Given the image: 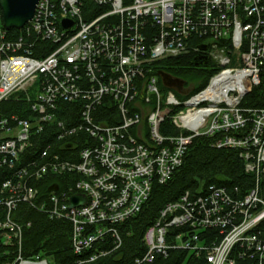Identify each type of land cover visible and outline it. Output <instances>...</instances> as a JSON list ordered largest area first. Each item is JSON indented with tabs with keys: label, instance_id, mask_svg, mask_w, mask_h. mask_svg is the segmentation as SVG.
I'll list each match as a JSON object with an SVG mask.
<instances>
[{
	"label": "built area",
	"instance_id": "built-area-1",
	"mask_svg": "<svg viewBox=\"0 0 264 264\" xmlns=\"http://www.w3.org/2000/svg\"><path fill=\"white\" fill-rule=\"evenodd\" d=\"M9 30L0 11V264H52L24 254L22 204L69 224L74 264L119 249L118 225L201 134L238 150L252 186L186 189L123 264L171 251L186 252L181 264H264V106H242L264 84V0H38ZM188 53L216 69L207 86H164L154 62ZM64 102H78L76 124L58 116ZM165 120L192 134H161ZM75 193L85 201L70 206Z\"/></svg>",
	"mask_w": 264,
	"mask_h": 264
},
{
	"label": "trees",
	"instance_id": "trees-1",
	"mask_svg": "<svg viewBox=\"0 0 264 264\" xmlns=\"http://www.w3.org/2000/svg\"><path fill=\"white\" fill-rule=\"evenodd\" d=\"M9 31L17 30L11 28ZM195 56V53H188L164 58L154 62L153 67L156 71L164 70L177 77L192 76L193 80L200 78L194 89L198 91L216 69L211 62L205 66L199 65ZM161 87L163 88L162 85ZM242 106H264V84L251 88L243 98ZM108 113L107 108L102 109V114ZM58 116L70 124H76L78 102L61 103ZM112 120L108 119L110 122ZM218 137L220 134L197 135L188 140L183 161L171 178L165 183L154 182L151 194L140 212L118 225L122 237L121 248L87 264H123L142 253L145 249L142 243L145 228L154 221L164 204L176 200L186 189H197L209 183L228 188L237 186L241 192L250 188L252 176L245 172L238 150L216 147L214 143ZM65 156L74 158V155ZM21 210L24 213L23 221L31 222L24 231V254L29 256L38 253L40 257L51 256L52 264H74L76 255L70 247L69 224L62 220H51L44 213L26 206H22ZM259 227L264 234V220ZM185 258V251H171L165 258L157 256L153 264H181ZM186 264H202V259L188 256Z\"/></svg>",
	"mask_w": 264,
	"mask_h": 264
},
{
	"label": "water",
	"instance_id": "water-1",
	"mask_svg": "<svg viewBox=\"0 0 264 264\" xmlns=\"http://www.w3.org/2000/svg\"><path fill=\"white\" fill-rule=\"evenodd\" d=\"M37 2L38 0H0L3 27L5 29L21 28L32 18ZM70 24L71 22L67 21L66 19L62 21L63 26H68ZM200 48L205 50L206 46L201 45ZM202 56L204 59H206L205 55ZM157 73L159 74L164 86L176 89L181 87L182 80L180 78L172 76L170 73L164 70H158ZM49 189H57V184H53L49 187ZM84 201L85 196L83 194L75 193L70 198V206L83 203Z\"/></svg>",
	"mask_w": 264,
	"mask_h": 264
},
{
	"label": "rangeland",
	"instance_id": "rangeland-1",
	"mask_svg": "<svg viewBox=\"0 0 264 264\" xmlns=\"http://www.w3.org/2000/svg\"><path fill=\"white\" fill-rule=\"evenodd\" d=\"M214 74V73H213ZM213 74L209 77V79H208V81L206 82V84L202 87V88H204L205 86H207V84L209 83V81H210V78L213 76ZM180 78H182L184 81H186V84L187 85H191V86H195V85H198V83L200 82V78H198V79H196V80H193L192 78V76H184V77H180ZM196 87V86H195ZM194 87V88H195ZM202 88H200V89H202ZM199 89V90H200ZM185 109V108H184ZM183 109V105H181V106H177V107H175V111H178V110H184ZM169 127V128H168ZM161 134H163V135H166V136H177V135H180V134H182V135H186V136H188V135H191L192 133H190V132H188V131H184L182 128H179V127H175V126H173V124L170 122V121H163L162 122V124H161ZM202 135V134H201ZM193 138V137H192ZM220 148V147H219ZM71 174H74V173H71ZM75 175H77V174H75ZM232 188V187H231ZM22 206H26V207H28L26 204H22ZM22 206H21V208H22ZM33 209V208H32ZM264 220V219H263ZM262 220V221H263ZM143 237V236H142ZM23 238H24V236H23ZM121 248V247H120ZM35 254H38V253H35ZM35 254H32V255H35ZM32 255H30V256H32ZM43 258H46L48 261H50L51 262V260H52V258H51V256H45V257H43Z\"/></svg>",
	"mask_w": 264,
	"mask_h": 264
},
{
	"label": "flooded vegetation",
	"instance_id": "flooded-vegetation-1",
	"mask_svg": "<svg viewBox=\"0 0 264 264\" xmlns=\"http://www.w3.org/2000/svg\"><path fill=\"white\" fill-rule=\"evenodd\" d=\"M209 63V61L208 60H206V61H204V65H207ZM168 73H170V72H168ZM172 76H174L172 73H170Z\"/></svg>",
	"mask_w": 264,
	"mask_h": 264
}]
</instances>
